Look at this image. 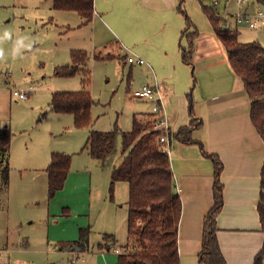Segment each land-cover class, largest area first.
Returning <instances> with one entry per match:
<instances>
[{
	"label": "crops",
	"instance_id": "obj_1",
	"mask_svg": "<svg viewBox=\"0 0 264 264\" xmlns=\"http://www.w3.org/2000/svg\"><path fill=\"white\" fill-rule=\"evenodd\" d=\"M124 5L130 19L120 16L117 20L129 30L135 27L140 32L139 37H143L136 57L144 60L142 66L148 65L152 70L149 83L158 84L162 89L163 109L171 120L173 133L189 126L191 119L200 123L190 133L194 142L183 143L171 138L168 153L182 203L179 264H199L204 218L213 205L214 165L204 154L218 157L223 166L220 175L223 204L216 218V237L225 264H253L264 244L257 213L264 142L251 122L250 100L243 84L231 69L226 51L211 26L203 32L196 29L190 32L195 33L190 63L184 61L181 46L185 30L177 13V0H124ZM95 14L94 7V17ZM152 31L155 34H151ZM151 35L155 36V41L149 44ZM156 65L171 67L173 74L156 73ZM190 69L198 72L196 79ZM196 86L199 90L194 96L188 91ZM189 97L192 116L185 108V99ZM50 156L48 153L43 162L30 171L43 172L47 180ZM71 165L63 188L54 197L46 198L48 212L45 219H41L45 220L46 228L38 233L35 222L26 215L21 204V188L25 189V195L28 191L32 197L37 186L33 182L22 185L11 202L10 192L8 194L11 182L8 181L4 190L9 195V212L0 216V264H38V259L43 257L45 264H100V259L107 264L108 251L99 246L103 241L98 244V254L89 252V245L81 252L66 247L78 240L80 229L90 227L87 220L78 219L90 211V174L77 171ZM33 203L34 207L39 205L38 201ZM66 210L70 212L69 217L63 216ZM114 253L116 257L110 264L117 262V253Z\"/></svg>",
	"mask_w": 264,
	"mask_h": 264
},
{
	"label": "rangeland",
	"instance_id": "obj_2",
	"mask_svg": "<svg viewBox=\"0 0 264 264\" xmlns=\"http://www.w3.org/2000/svg\"><path fill=\"white\" fill-rule=\"evenodd\" d=\"M218 1L215 6L221 12L226 0ZM200 2L205 6L214 5L213 0H177V13L181 15L185 30L182 46L186 49L189 32L194 29L203 32L210 27ZM94 4L96 17L84 24L76 12L54 10L51 0H0V130L9 129L11 133L7 158L11 202L22 185L33 182L37 186L32 197L28 191L25 195V189L21 188V204L26 215L35 222L37 233L46 228L45 220L41 219H45L48 212L45 207L48 189L46 174L31 172L30 168L40 165L48 153L56 152L70 155L71 167L90 174V211L78 219L88 221L89 252L98 254V244L102 243L104 234L113 235L107 243L114 247L127 239L128 185L124 181L115 182L113 187L110 184L113 169L125 156L123 139L118 136L116 151L103 167L82 148L91 131L108 132L117 127L126 133L132 128L134 115L150 114L151 104L136 98L133 91L149 83L153 72L148 65L130 64L125 59L138 56L137 48L144 40L139 37L138 29L131 27L129 30L118 22L120 16L130 19L124 0H94ZM263 7L264 0H249L244 9L252 12ZM236 11L237 5L231 0L229 13ZM155 23L157 21L153 25ZM228 28L224 30L237 29L240 42L255 41L264 48V27L253 30L246 25L236 26L229 19ZM153 41L155 36L151 35L148 43ZM72 50L87 52L90 59L86 68H81L71 78L56 77L54 69L70 64ZM94 54H111L113 58L95 60ZM155 71L162 76L173 74V69L165 65H156ZM191 73L196 79L198 72L193 69ZM82 89L90 92L94 105L90 111V126L79 129L70 115L54 113L49 103L55 91ZM13 90H25L29 98L17 101L12 96ZM198 90L196 86L188 92L197 96ZM185 101L188 112L190 97ZM76 140L80 142L75 143ZM1 181L0 174V186ZM6 194L7 190L0 189V216L9 212V195ZM34 201L39 205L34 207ZM69 215L67 210L63 213L64 217ZM115 257L114 248H111L107 264ZM37 262L45 264V258ZM100 264H104L101 259Z\"/></svg>",
	"mask_w": 264,
	"mask_h": 264
},
{
	"label": "trees",
	"instance_id": "obj_3",
	"mask_svg": "<svg viewBox=\"0 0 264 264\" xmlns=\"http://www.w3.org/2000/svg\"><path fill=\"white\" fill-rule=\"evenodd\" d=\"M200 4L203 14L226 51L231 69L243 84L250 100L251 122L264 142V48L255 41L240 42L237 29L222 28L225 19L217 6H205L201 2ZM52 8L76 12L84 24L91 22L94 17V0H52ZM194 36V32H189L188 49L181 46L186 63H190L189 55ZM108 58L113 56H93L95 60ZM89 59L86 51L72 50L70 64L56 67L54 75L60 78L74 77L81 68H86ZM93 105L91 94L85 89L55 91L51 94L49 103L54 113L72 116L74 126L79 129L90 126V111ZM189 106L192 116L191 98ZM151 116L134 115L132 128L126 133L119 131L116 126L108 132L91 131L82 148V151H87L89 156L103 167L116 151L118 136L123 139L122 153H125V156L120 165L113 169L110 181L111 187L118 181H124L128 185L127 239L123 245L118 246L116 264H179L178 228L182 203L175 188L168 152L157 143L160 133L152 130ZM199 125L197 120L191 119L189 126L180 128L171 138H177L183 143H192L194 140L191 139L190 133ZM10 138L9 129L0 130V174L3 189L7 187L9 179L7 158ZM204 155L210 158L214 165L213 205L204 218L198 261L199 264H225L216 237V218L223 204V186L220 181L223 166L218 157ZM71 158L63 153L51 154L46 168L49 199L63 188ZM257 213L264 234V162L260 172ZM137 223H140V226H137ZM88 235V228L80 229L78 240L67 244L66 247L78 252L85 251L89 245ZM109 238L114 237L104 234L103 244L99 245L107 251L114 247L107 243ZM253 264H264V244L255 256Z\"/></svg>",
	"mask_w": 264,
	"mask_h": 264
},
{
	"label": "built area",
	"instance_id": "obj_4",
	"mask_svg": "<svg viewBox=\"0 0 264 264\" xmlns=\"http://www.w3.org/2000/svg\"><path fill=\"white\" fill-rule=\"evenodd\" d=\"M231 0L224 2L223 11H221L224 22L222 24L223 29L228 28V20L232 19L235 25H246L249 29L258 30L264 27V7L257 8L252 12H249L244 6L248 4L249 0H234L237 5V11L235 14L229 13V3ZM218 0H213V4H218ZM126 61L130 64H143L144 60L139 57H127ZM133 95L138 98L145 100L151 104L150 114L152 122V130L158 131L160 134L157 139V143L169 153L170 151V140L173 134L171 129V120L163 109L164 95L161 87L158 84H145L139 89L133 91ZM12 96L17 101H24L29 98V94L25 90H13ZM114 251L119 253V247H115Z\"/></svg>",
	"mask_w": 264,
	"mask_h": 264
},
{
	"label": "clouds",
	"instance_id": "obj_5",
	"mask_svg": "<svg viewBox=\"0 0 264 264\" xmlns=\"http://www.w3.org/2000/svg\"><path fill=\"white\" fill-rule=\"evenodd\" d=\"M0 55H2V53H0Z\"/></svg>",
	"mask_w": 264,
	"mask_h": 264
}]
</instances>
